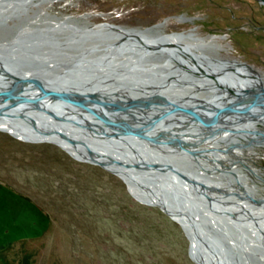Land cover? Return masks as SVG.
Listing matches in <instances>:
<instances>
[{"label":"rangeland","instance_id":"1","mask_svg":"<svg viewBox=\"0 0 264 264\" xmlns=\"http://www.w3.org/2000/svg\"><path fill=\"white\" fill-rule=\"evenodd\" d=\"M15 11V14L0 16V51L10 55L9 60L16 68L34 77L62 83L77 75L84 81L86 67L66 75L63 68L80 55L103 54V48L113 42L115 34L104 40L96 37L78 40L74 36L71 40L74 47L61 49L56 58V54L50 52L54 45L72 37L75 28L87 29L102 21L99 24L116 23L122 28L153 26V33L164 35V41H175L177 45L180 42L195 44L191 49L210 55L212 65L220 67L217 59L226 58L229 63L241 65H233L240 73L234 71L232 77L235 74L237 78L245 77L243 71L254 79L255 85L264 86V3L259 0H27ZM47 40L49 43L41 45L40 41ZM88 45L96 51L86 52L84 49ZM128 51L122 50V54ZM73 52L80 55L70 57ZM150 53L148 58L152 60L164 56L165 63H176L187 75L197 74L168 53ZM138 65L140 69L147 66L146 63ZM154 68L144 76L153 84H159L157 65ZM199 79L211 80L212 77L201 74ZM174 81L157 94L175 96L193 92L199 97L204 95L202 86L186 87ZM109 82L112 87H121L131 93L149 86L145 82L138 87L132 81L106 79L100 83L105 85L99 87L105 89ZM103 92L95 96H103ZM61 98L64 101L63 96ZM64 99V103L71 102L68 97ZM163 101L167 105V100ZM169 101L173 104L172 99ZM135 108L142 115H149L143 106ZM9 114L20 117L18 113ZM24 119V124L31 126L21 130L25 133H36L44 128L41 125H48L43 114ZM246 121L249 119L231 128L228 136L216 133L214 138L200 143L197 135H190L189 140L195 141L202 152L207 151L212 159L208 167L216 166L226 171L201 172L208 181L198 178L209 185L210 195L255 204L261 198L264 202V136L260 135L264 133V124H257L259 137L256 138L242 131ZM241 131L247 137L238 133ZM76 144L87 149L86 145ZM207 161L200 157L197 163ZM184 162L192 167L196 164L193 160ZM241 183H247L254 193H244ZM214 185L220 186L222 192H216ZM228 227L234 236L240 231L244 238L241 244L244 249L238 254L231 251V260L264 264L261 258L264 233L252 231L260 238L254 244L248 240L245 223L229 221ZM182 229L181 224L159 205L135 198L127 190L120 173L110 165L73 156L56 141L53 133L47 134L45 139L25 140L0 125V264H199L193 246L191 252L196 261L188 254L189 237ZM215 234L225 244L229 243L219 232Z\"/></svg>","mask_w":264,"mask_h":264},{"label":"bare ground","instance_id":"2","mask_svg":"<svg viewBox=\"0 0 264 264\" xmlns=\"http://www.w3.org/2000/svg\"><path fill=\"white\" fill-rule=\"evenodd\" d=\"M26 2H27V0H0V16H1V14L2 15L11 14L13 11H15V9L17 11H19V5H25ZM2 11H4V12H2ZM16 13H18V12H16ZM116 26L117 27L111 25L110 23H107V24L92 25V26L87 27V29H82L80 27H78L77 29L75 28L74 29L75 30L74 35L70 38L63 39L62 41H60V43H57L56 45H54L53 50L50 53L53 55L56 54L55 55V58H56L58 55V52L60 53L61 49H65L66 47H69L71 49L72 46L74 47L73 42H71V40L74 38V36L78 40H81L83 37L84 38L96 37L97 39L104 40V38H106L110 34H113V35L115 34V37L121 36L124 32L125 33H133V34L137 33V34L143 35V34H146L145 31L148 30V27L140 28L137 26H132V27H127V28H122L119 25H116ZM54 28L57 29L56 27H54ZM48 32H51V31L49 30ZM52 32H54V30ZM37 38H38V36H37ZM125 39H128V37L127 38L125 37ZM130 39L133 40L136 44L132 43L129 46H132V45H134V47L138 46L139 52L133 53L132 54L133 56H132L130 54L131 51H128V53L122 54L123 58H121L120 60L114 61L113 59H111L110 63L105 64V65L95 64L93 66H88V67L86 66V70L83 74L84 78H85L84 81H80V79L78 78L79 76L76 75L74 78H71L70 80L67 79V80L63 81L62 83H56L53 81H51L49 83H45L46 82L45 79H47V78H45V77L43 78V77L39 76L36 78L43 80V82L45 83L43 89H36V88L27 87V88H24V90H22V91H25L29 95H33V96L38 95L37 100H39L42 103H45L46 105H49L48 103L53 104L51 106H54L53 108H55L54 110L57 114L56 116L52 113L46 112L45 110H43L39 107L34 106L33 104H30L28 101H22V102H19L13 106L10 105L11 102H5V103H2L0 105L1 109L4 110L3 111L4 113L0 112V125L5 130H7L9 133H11L12 135H14L20 139H25V140L45 139L47 134L53 133L56 141L66 151H68L73 156L81 157V158H87V159H91V157L93 156V158L98 159L99 161L103 162L104 164L110 165L111 167H113L115 170H117L120 173L121 177L125 180L126 185L129 187L128 188L129 190L133 191L135 194L144 193V194H148L150 197L152 196L153 197L152 200L155 201V203H154L155 205L160 204L162 206H166V208L168 207L167 209H169V211H171V213L174 215V217H176L174 219H176L180 224L183 223L181 225H184V229L188 233L186 235L189 237L190 251H191V247L193 246V248L196 250L197 260H198L199 264H215L216 262H214V259H212V260L205 259L206 257L202 254L203 250L201 249V251H200L198 248L195 247L196 242H197L196 236L194 233V229L190 226V224L187 220L186 213H184V211H181V210H178V209H175V208L168 206L166 203H164L163 199L161 197H159L158 192H155V191L146 192V190L144 188L138 187L137 183L135 181V178L132 175V173L135 172L134 171L135 169H133V166H131V165L126 166L124 163H120L119 160H117V159H121V160L126 161V162L127 161L131 162L130 160L140 161V155L139 154L137 155L133 151L134 148H131L129 145L124 143L122 138H119V140L116 139V141L114 140L113 142L118 143L120 145L119 149L123 150L122 152H120V151L118 152V153H121L120 156H118L117 153H114L111 155L104 153L103 151L98 150L100 148H98L97 146L94 145L99 140L101 141L104 139V138H101V136H100V134L102 133L101 129L95 128L92 130V132L90 131V133H88V132L85 133V132L81 131L80 129H78L77 125L73 123V120L71 118L72 116L79 117V118H81L83 116V117L87 118L88 120H90L92 126L106 128V129L112 130V131H118L119 128L113 121L105 119L103 117V115H101V113H103V108L99 107L100 104L96 103L95 99H92L89 97L90 95H94L96 93L98 95L99 92L102 93L104 91L105 94L103 96L99 95V97H100L99 100H101L100 102L104 101L105 103L110 104L111 107H109V109L111 110V112H113V114H115L120 119L122 118V120H124L125 122H127L129 124H130V122L131 123H134L136 121H145L146 122L149 120V118L142 117L140 115H136L135 113H132V111L130 109H135L134 111L135 112L137 111L136 113H139L138 109L135 108V106H137V104L136 105H130L129 103L125 104V101H120L121 99H124L122 97V95H119V94H121L120 92L127 93V95L129 94V97H133V93L129 92L128 90L125 91V89L121 88V87H115L114 88V87H112L113 84L111 85L110 82L108 83L109 84L108 86L104 87L105 89L99 87V85H101L100 84L101 81H104L106 79H109L111 81H124V82H125V80L132 81V82L135 81V84L140 85V84L144 83L145 81L149 82V79L146 78L144 76V74L148 75L149 71L153 69L152 67L158 65V67L161 68L160 71L170 67V64H167L164 62V58H165L164 56L158 62H155L154 60H152L153 58H151V61H148V62L141 61L140 54H145L146 51L144 49H141L142 47L140 48V45L137 44L138 41L135 38H133V39L130 38ZM151 40H155V38H153V39L151 38ZM161 41L167 42V41H164L163 39H161ZM40 43H42L41 45H46L49 42L47 40L45 42L40 41ZM55 43L56 42H54V44ZM33 45H34V43H33ZM167 45L168 46H175V45H177V43H175V41H170V42H167ZM24 46H26V45H24ZM164 46H166V45H164ZM105 47L103 49L105 51H107ZM14 48H17V47H14ZM10 50H12L11 47H10ZM84 50L86 52H89V50H91L90 52L96 51V49L91 45H88L87 49H84ZM1 52L2 51H0V90H4V89L8 88V86H10L15 80V76L12 75L11 73H8L7 69L10 70L11 72H13L14 74H19V76L23 75L26 78L34 77L32 74H28L25 70L18 69V68L14 69V68L10 67V60H9L10 55L7 53H4V52L1 53ZM166 53L170 54L171 56H173V55H175L176 57L178 56L177 52L175 50H172V48L171 49L169 48L166 51ZM78 55H80V54H77L74 52L72 54H69L70 57H77ZM197 55H199V54H197ZM207 56L208 55H205V58ZM127 60H128V62H127ZM139 63H141V64L146 63L147 65H150L151 69H148V68L147 69H140L141 66L138 65ZM174 65L176 66V64H174ZM5 68H7V69L5 70ZM97 69H99V72H97ZM172 69H171V71H172ZM213 69H214V71L219 70V69H215V68H213ZM97 73H100V75L97 76ZM216 73H218V71ZM182 75H184V74H182ZM244 75H245V77L239 76L238 79L239 80L243 79L248 85V82L246 81L247 80L246 78H248V76L246 74H244ZM215 77H216V79H220L218 76H215ZM234 77L237 78L236 74ZM228 80H230V79L228 78ZM200 81L203 82L202 79ZM104 85H101V87ZM237 86H239V84ZM108 88L110 89V92H116V91H120V92L113 94L114 97H112V96L108 95ZM64 90L65 91L69 90L71 92H74L79 97H84V96H85V98L87 97L88 99H86V100L89 101L91 104L96 105V106H94L96 108H94V109L89 108V109H91V110H89L88 108H85L82 105L78 104V101L77 102H75L76 100L73 101L74 100L73 98H70L71 102H69V103H64V101L61 100V101H59L58 105H55L57 103L53 101L54 98H51V95L55 91H64ZM40 94H43V95L40 96ZM166 98L169 100L172 99L170 97H166ZM109 99H111V100L113 99V101H111ZM125 99H126V97H125ZM51 100L53 102H51ZM135 102L139 103V102H137V100H135ZM138 105L139 106H137V107H141V108H142V106L144 107V104H138ZM157 105L154 106L155 110L158 109ZM173 107L176 108L175 112H176V115L178 117L169 118L167 121H163V122H158L155 120L156 125H154V128L149 129L148 132L153 133V134H157L158 131H164L165 130V131L170 132L171 134H176L177 136L181 137L186 142V144L190 145L193 148L194 153L192 155H193V157H195V159L197 161L200 159V157L201 158H207L209 160V161H207V163H202V164L207 166L206 169H208V170L210 169V170H212V172H216V171L221 172L222 170H224V168L221 169V168L216 167V166H214V167L209 166L208 167V163L210 165V163L212 162V159L209 155L206 154L207 151L202 152L201 150H199L198 147L195 146V144H194L195 141L189 140L190 135H185L186 133L193 130L195 128V126H197L199 124L200 125L209 124L210 121H213L215 119L216 115H213L214 118H209V119H206L204 121L198 120V123L195 124L194 121L196 119L195 118L192 119V117L188 116V115H190V112L193 111L195 108H191L188 111L189 113L184 114V112L181 111L182 109L181 108H180L181 110L177 109V106L174 103L173 104L167 103V105H166V108H168V110H170L169 108L174 109ZM124 111H128V112H124ZM98 112H101V113H98ZM9 113H13V114L18 113L20 115V117H17V118L13 117ZM106 113L110 114L109 112H106ZM39 114H43L47 118L48 125L38 124V125L43 126L44 128L40 129L36 133L22 132L21 130L23 128L31 127V126H27L24 124L23 120H25L24 119L25 116L36 117ZM229 116H231V115H229ZM180 117H182V118H180ZM240 117L234 118L232 115L231 118H227L225 121H229V123H230L229 125L235 126L234 124H238V126H240L242 121L245 118H247V120L249 119V121H246L242 131L243 130L244 131L249 130V132H248L250 134L249 136L258 138L259 136L256 134L257 124L258 123L264 124V112H257L253 116H248V117H244V118L242 116H240ZM216 118L219 120V118H221V117H219V118L216 117ZM227 125H225V126H227ZM134 126H137V125H134ZM235 127H237V126H235ZM229 129H230L229 127L228 128L221 127L220 130H222V131L214 132L213 135H197V140H199L200 143L204 142L206 139L214 138V136H217V135H215L216 133H221V132L227 133L229 131ZM242 131L240 132L241 133L240 135L243 134ZM212 133L213 132H211V134ZM66 134H68L70 136H72V135L77 136L80 140L69 139L68 137H66ZM84 134H95V135L94 136H89V135L87 136ZM199 137L200 138L204 137L203 141H201ZM51 140H53V139H51ZM170 141L171 140L167 141V143H169V145H166L164 147L153 145L150 142L145 141L142 145V147L144 149L143 151H145L148 154V156L151 158L150 160H156V158L158 157L157 160H161V162H164V163L168 162V161H170L169 157L171 156L172 153H174V151L177 154L183 153V151H184L182 149H179L177 142L175 140H173L171 142ZM75 142L83 144V145L88 144L91 148L96 149V150L89 151V150L84 149L83 147L79 146ZM113 142H111V143H113ZM171 149H174V150H171ZM152 152L155 154V157H153L154 155L152 154ZM148 156L146 159H149ZM161 156H164V157L162 158ZM204 161H206V159ZM199 168H200V166H199ZM147 172H149V171H147ZM225 173H226V171H225ZM167 175H169L170 180L172 182H174L175 185L181 184L178 181L179 179L176 177L175 174H173L171 172H167ZM241 185H242V188H244V190L247 191V193H254L253 192L254 189L252 187H250L247 183H241ZM214 187L213 188L216 190V192H218V193L222 192V188L220 186L214 185ZM205 190L207 192H209L210 189L207 186V187H205ZM180 191L185 193L184 195L186 197V200L190 199V198L191 199L192 198L199 199V201H201L200 204L202 206L206 205V204H204V201L202 202V200H204V199L201 200V197L199 198L189 188V186L187 184H185V185L183 184L182 190H180ZM245 191H244V193H245ZM262 194H264V193H262ZM261 199L263 200V198H261ZM223 201L230 202L224 206L226 208L228 207L229 209H233L234 213L237 214L236 216L238 217V219H240L242 223H245L247 225V228L249 231L248 234L250 236L249 241L251 240L252 243L257 244L258 241L260 240V238L258 237V235H256L255 233L252 232L253 230L250 229L249 222L252 224L262 222L261 225H264V202L258 201V203L252 204L250 202L247 203L246 201L244 202V201L238 200V198L237 199L236 198L235 199H229V198L225 199V198L221 197V202H223ZM256 201H257V199H256ZM258 213H260V214L258 215ZM201 254L203 255V257ZM261 258L263 261L264 260V253L262 254ZM194 260L196 261L195 258H194Z\"/></svg>","mask_w":264,"mask_h":264},{"label":"water","instance_id":"3","mask_svg":"<svg viewBox=\"0 0 264 264\" xmlns=\"http://www.w3.org/2000/svg\"><path fill=\"white\" fill-rule=\"evenodd\" d=\"M264 3V0H259ZM102 21H99L95 24H99ZM111 25L116 26V23H110ZM125 37L128 39H125ZM130 38H135L138 41V45H140L141 49H144L146 52L150 51H159V52H166L168 49L164 47V45H167V42H162L158 40H151V36L143 34H137V33H123L121 36H117L113 39V42L106 44V50L103 54H94V55H80L75 60L70 63L68 66L64 67L63 73L69 74L71 71H74L75 69L93 66L95 64L105 65L110 63L111 59L119 54L122 53V50H131L133 53L139 52L138 46L134 47V45L129 46V43L131 42ZM153 39V38H152ZM169 44V43H168ZM178 45L173 46V49H176ZM171 49V48H170ZM91 50H89L90 52ZM143 54H140V56ZM177 59V57L175 56ZM178 60V59H177ZM194 63L198 65V69L201 74L203 75H209L213 76L212 78L215 79L214 73L218 71V76H220L223 80V91H221L217 96L225 95L226 98H230L228 100L225 99H218V100H211L210 98H204V97H195L194 103H195V109L191 111V115H193L197 120L204 121L207 118L216 115V117H226L229 115L236 114L238 116L248 117L253 116L257 112H264V86L260 83H258L255 86H250L246 84H241L239 81L237 83L239 86H234L229 83V80L226 76V73H231L226 70H216L212 71L211 68H204L203 64L200 63V61H197L194 58ZM10 67L16 68L14 63L10 62ZM7 68H5L6 70ZM232 69H237L233 67ZM8 73H11L15 76L14 82L8 86V88L4 90H0V105L5 102H11L10 105H15L22 101H28L30 104H33L36 107H39L46 112L52 113L55 116L57 115L55 112L54 106H51L53 104L48 103L49 105H46L45 103L40 102L38 99V95H29L24 90V88H36V89H43L45 83H49L51 81H55L51 78L45 79V83L43 80L36 78V77H30L26 78L25 76H19V74H14L10 70L7 69ZM49 80V81H48ZM48 81V82H47ZM43 94H40L42 96ZM45 95V94H44ZM66 101L64 98H73L75 102L78 101V104L82 105L85 108H91L94 109L96 105H91L87 97H79L74 92H71L69 90L64 91H55L51 98H54V102H56L58 105L59 101L62 100ZM216 96V95H215ZM92 99H95L96 103H99L100 106L103 108V117L105 119H108L110 121H113L119 128L118 131H112L108 130L106 128L96 127L92 126L90 120H88L85 117H75L72 116L73 123L77 125L78 129L85 133L92 132L93 129H101L102 133L100 134L101 138H104L103 140H99L95 146H97L98 150L103 151L104 153H107L109 155L117 153L118 156H120L121 153H118L119 151L122 152L123 150L119 149V144L116 142H113L116 139L119 140V138H122L124 143L129 145L131 148H134L133 151L138 155H140V161L138 160H130L131 162H126L121 159L119 160L120 163H124L126 166H133V169H135L132 173V175L135 178V181L137 183L138 187L144 188L146 192L148 191H155L159 193V197H161L168 206L184 211L186 213L187 220L190 224V226L194 229V233L196 236V248H198L200 251L203 250L202 254L206 257L207 260L214 259L215 264H243L241 261H232L229 253L232 251L235 254H238L241 252L242 249L241 244L244 241V238L242 236V232L237 231L235 236L232 234V230L228 227L229 221L236 222L237 224H243L240 219L236 216L237 214L234 213L233 209L226 208L224 205L230 202L223 201L221 202V199L213 197L210 195L206 190L205 187H209L208 184H204L203 181H200L198 177L200 176L204 181L206 180L201 172L206 169L207 166L202 163H197L198 161L193 157L194 150L193 148L186 144V142L176 134H153L148 132L149 129L154 128L155 119L160 117V120L164 118V116L168 113L167 110L163 109L162 111H159L154 118L149 119L142 125L138 126H132L131 124H128L122 118L120 119L117 117L109 107H111L110 104L103 102H100L99 96L90 95L89 96ZM163 99V98H162ZM213 99V98H212ZM215 99V97H214ZM98 100V101H97ZM165 100V99H164ZM51 100V102H53ZM170 101L167 100L166 103H169ZM174 103V102H173ZM175 104V103H174ZM185 105V104H182ZM181 102L176 103V106L180 108ZM60 106V105H59ZM98 108V107H97ZM257 108V109H256ZM89 109V110H91ZM4 110L0 107V112H3ZM109 112L110 114H107L106 112ZM4 113V112H3ZM78 113V112H77ZM110 115V116H109ZM98 125V124H97ZM223 125L217 126V128L222 127ZM225 128L229 127L230 129L233 128V125H227L223 126ZM216 129L215 131H217ZM232 130V129H231ZM212 132V129L210 130ZM214 131V130H213ZM214 131V132H215ZM210 132V133H211ZM214 132L210 135H213ZM61 133V132H60ZM89 136H94L95 134H84ZM264 136L263 134H260ZM66 137L69 139H77L80 140L77 136H70L66 134ZM173 141L175 140L177 142V145L179 149L184 150L183 153L177 154L175 151L171 154L170 161L168 162H161V160H150L151 158L148 156V154L143 151V143L145 141L150 142L153 145L164 147L166 145H169L167 141ZM170 141V142H171ZM113 142V143H111ZM120 143V142H119ZM87 150L91 151V148L88 144L86 145ZM103 149V150H102ZM174 150V149H171ZM113 152V153H112ZM155 157V154L152 152ZM148 156L149 159H146ZM111 157V156H110ZM160 157V156H159ZM162 158L164 156H161ZM91 160L103 164V162L99 161L96 158L91 157ZM184 160H193L198 165H193L185 163ZM200 166V168H199ZM149 171V172H147ZM167 172H171L176 175V177L179 179L178 181L181 184H174L169 178V175H167ZM183 184H187L189 188L200 198L202 202L204 201L205 206H202L200 204L201 201L199 199L190 198L186 200L185 193L181 192ZM127 190H129L128 186L126 185ZM181 188V189H180ZM129 192L135 196L138 200L150 204H154L155 201L152 200L153 197L149 196L148 194H135L133 191L129 190ZM223 194V193H222ZM227 194V193H226ZM149 196V197H148ZM159 206L162 208L164 212H166L171 218H176L174 215L169 211V209L166 208V206H162L159 204ZM183 224V223H181ZM182 226V230L184 231L185 235L188 234L187 231L184 229V225ZM219 232L222 236L226 237L229 240V243L226 244L223 242V240L218 237L215 233ZM250 238H248L249 240ZM247 240V241H248ZM248 243V242H246ZM188 254L189 256L194 259L193 254L190 251L189 248V242H188ZM201 254V255H202ZM202 255V257H203ZM218 258V259H217Z\"/></svg>","mask_w":264,"mask_h":264},{"label":"flooded vegetation","instance_id":"4","mask_svg":"<svg viewBox=\"0 0 264 264\" xmlns=\"http://www.w3.org/2000/svg\"><path fill=\"white\" fill-rule=\"evenodd\" d=\"M137 27H139V26H137ZM151 27H153V26H150V27H148V30L147 31H145L146 32V35H149V36H151L152 38H155V40H158V41H161V39L163 38V37H165L164 35H162L161 33H153V30H152V28ZM140 28H146V27H140ZM83 29V28H82ZM155 32H158V30H154ZM157 38V39H156ZM171 41V40H170ZM132 43H135V42H132ZM131 43V44H132ZM136 44V43H135ZM171 44V43H170ZM172 45V44H171ZM179 45L180 46H177V48L176 49H174L177 53H178V56H177V59L175 58V55H173L172 57H174L176 60H177V62L179 63V64H183V65H185V67H187V68H189L190 70H192V71H195L197 74L196 75H187V73H185V71H182L180 68H179V66H177V64L176 63H171L170 64V67L169 68H166V69H164V70H162V71H160V69L161 68H159L158 67V65H157V67H158V71L157 72H159L158 74H159V79H158V83L159 84H153V82L152 81H150L149 80V82H146L145 81V83H147L149 86H148V88H146V89H143V90H138L136 93H133V97H129V94L127 95V93H122V92H120V91H116V92H110V90H108V95L109 96H112V97H114V95L113 94H115V93H121V94H119V95H122V97L124 98V99H121L120 101H125V104H130V105H136L137 104V106H139L138 104H144V107H143V109H144V111L146 112V114H149V115H142V113H136L135 111H132V113H135L136 115H140V116H142V117H146V118H149V119H151V118H154V116H156V114L159 112V111H162L163 109H165V110H167V114L164 116V118H162L161 119V121H160V117H158V118H156L155 120L156 121H158V122H163V121H167L169 118H173V117H178L177 115H176V112H175V110H176V108H174V109H172V108H169L170 110H168V108H166V104L164 103V101H163V99H166V100H169V99H167L165 96H170V98H172L173 99V97H174V99H173V102L175 103V105H176V103H179V102H181V105L182 104H185V105H182V106H180V108L183 110V112H184V114L185 113H189L188 111L191 109V108H196L195 107V103H194V98L196 97V95H197V97H199L198 96V94H195V93H193V92H189V93H181V94H176L175 96H172V95H161V94H157L158 92L159 93H161V91L160 90H162L163 88H166V86L171 82H173V83H175V81L174 80H178L179 81V83L180 84H182L183 86H186V87H199V86H202L204 89H205V92H204V95L202 94V97H204V98H210L211 100H218V99H225V100H228V99H230V98H226V96L225 95H222V96H217V94H219L221 91H223V80H222V78L220 77V76H218V73H214V76H218L220 79H216V77H215V79L214 78H212L211 80H206V79H204L203 80V83H201V82H199L201 79H199L200 78V73H198L199 72V70H198V65L196 64V63H194V58L197 60V61H200V63L201 64H203V66H204V68H206V69H208V68H211V70L212 71H214V69L213 68H215V69H222V70H226V71H228V72H231V73H226V76L230 79L229 80V83L230 84H232V85H238V83H237V81H239V83H241V84H246L247 85V83L243 80V79H238V78H234V77H232L233 76V74L235 73L234 71H236L235 69H232L234 66L233 65H238V64H233V63H229V62H227L225 59L226 58H224V59H217V62L219 63V65H220V67H216V66H214V65H212L211 64V62L209 61L210 59H209V56H207L206 58L208 59H206L205 58V55H207V53L205 54V52L204 53H197V51L196 50H192L191 48H193V46H196L195 44L194 45H190V44H188V43H179ZM192 46V47H191ZM165 47H168L167 45L165 46ZM129 51H131V50H129ZM164 54H167L166 52H163ZM131 55L133 54V52L131 51V53H130ZM148 54H150V51H148V53L146 52L145 54H143V56L141 55L140 56V59H141V61H143V62H148V61H151V59L150 58H148L149 56H148ZM163 54V55H164ZM197 54H199V55H197ZM133 56V55H132ZM147 56V57H146ZM201 56V57H200ZM117 57H119V58H123V55H122V53L121 54H119V55H117ZM145 57V58H144ZM163 57V56H162ZM162 57H160V59L162 58ZM171 57V58H172ZM143 58V59H142ZM205 58V59H204ZM145 59V60H144ZM160 59H158V60H154L155 62H158ZM215 60V59H214ZM242 62H244L247 66H251L249 63H247V62H245V61H243V60H241ZM127 62H128V60H127ZM174 64H176V66L174 65ZM174 65V66H173ZM238 66H241V65H238ZM253 67V66H252ZM151 69L150 68V65H147V66H145V67H142L141 69ZM153 69H155L154 67H152ZM173 68V69H172ZM235 68H237V67H235ZM152 69V70H153ZM171 69H172V71H171ZM174 69H175V71H174ZM241 71V70H240ZM237 73H240V72H238V71H236ZM242 73H244V74H246L245 72H243V71H241ZM180 74V75H179ZM182 74H184V75H182ZM100 75V73H97V76H99ZM167 75V76H166ZM169 75L171 76L170 78H169ZM177 75V76H176ZM179 75V76H178ZM181 76V77H180ZM176 77V78H175ZM209 77H211V76H209ZM213 77V76H212ZM98 78V77H97ZM173 78V79H172ZM199 79V80H198ZM247 80V82H248V84H251L252 83V86H254L255 85V83H254V81H252V80H254L253 78H246ZM133 83H135V81L133 82ZM141 85V84H140ZM140 85H137L138 87H140ZM257 85V84H256ZM151 86V87H150ZM153 86V87H152ZM152 90H155L154 92H152ZM209 90V92L210 91H212V93H207V91ZM214 92H216L215 94H213ZM104 94H105V92H103ZM150 93H153V95H151ZM216 95V96H215ZM125 97H126V99H125ZM214 97H215V99H214ZM157 98V99H156ZM163 98V99H162ZM213 98V99H212ZM129 100V101H128ZM135 100H137V102H139V103H136L135 102ZM149 102V103H148ZM151 102V103H150ZM118 103V102H117ZM91 104V103H90ZM158 104V105H157ZM92 106H93V104H91ZM155 105H157V110H155ZM137 106H135V107H137ZM184 106V107H183ZM153 109L154 108V110H153V112L152 111H149V109ZM123 111V110H122ZM124 112H128V111H124ZM188 116H190V117H192V119H194L195 117L193 116V115H191V113H190V115H188ZM232 116V115H231ZM231 116H226V117H221V118H219V120L215 117V119L213 120V121H210L209 122V124H207V125H197V126H195V128L193 129V130H191L190 132H188V133H186L185 135H210L211 133V129H212V132H214L216 129H218L217 131H215V132H220V131H222V130H220V128H217V126H220V125H229L230 123H229V121H225L227 118H231ZM233 117L234 118H237V117H240V116H238V115H236V114H233ZM180 118H182V117H180ZM209 118H214V116H211V117H209ZM209 118H207V119H209ZM241 118V117H240ZM196 119V118H195ZM231 120V119H230ZM201 121V120H200ZM195 124L196 123H198V120L196 119L195 121ZM206 122V121H205ZM145 123V121H136V122H134V123H131L130 122V124L132 125V126H134V125H142V124H144ZM201 123V122H200ZM225 123V124H224ZM129 124V123H128ZM134 124V125H133ZM235 126H238V124H234ZM222 126V127H223ZM228 128V127H227ZM234 128V127H233ZM232 128V129H233ZM237 128V127H236ZM214 130V131H213ZM243 132H246V133H248L249 132V130H243ZM231 134L232 133V130L231 129H229V131L227 132V133H225L224 132V134L223 135H225V136H228L229 134ZM239 134H241L240 132H238ZM157 134H171L170 132H168V131H158V133ZM241 136H244V135H241ZM247 136H249V135H247ZM247 136H244V137H247ZM246 193H247V191H245ZM248 194V193H247ZM242 201V200H241ZM245 202V201H244ZM261 223L262 222H259V223H250L249 222V224H250V229L251 230H253V231H259L260 232V234H263L264 233V225H261Z\"/></svg>","mask_w":264,"mask_h":264}]
</instances>
